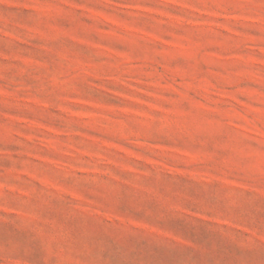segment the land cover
<instances>
[{
	"label": "rangeland",
	"instance_id": "374dc122",
	"mask_svg": "<svg viewBox=\"0 0 264 264\" xmlns=\"http://www.w3.org/2000/svg\"><path fill=\"white\" fill-rule=\"evenodd\" d=\"M0 264H264V0H0Z\"/></svg>",
	"mask_w": 264,
	"mask_h": 264
}]
</instances>
